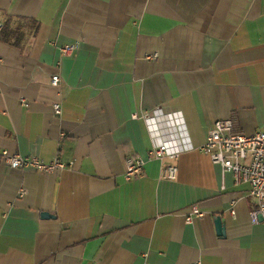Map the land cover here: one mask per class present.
<instances>
[{"label":"crops","instance_id":"1","mask_svg":"<svg viewBox=\"0 0 264 264\" xmlns=\"http://www.w3.org/2000/svg\"><path fill=\"white\" fill-rule=\"evenodd\" d=\"M7 15L38 26L0 40V151L72 165L0 164V264H264L249 185L198 150L218 119L264 130V0H0ZM130 156L146 161L126 179Z\"/></svg>","mask_w":264,"mask_h":264},{"label":"built area","instance_id":"2","mask_svg":"<svg viewBox=\"0 0 264 264\" xmlns=\"http://www.w3.org/2000/svg\"><path fill=\"white\" fill-rule=\"evenodd\" d=\"M1 26L0 22V28ZM76 47V43L65 44L62 46V51L71 55ZM59 81V75H52L53 86H57ZM53 111L55 114H60V103L53 104ZM231 129L230 118L214 121L208 129L205 141L198 146V150L209 155L210 160L220 165L223 172H231L236 183L246 182L249 185V194L256 201V209L252 211V216L256 219L258 214H264V130L245 134L232 133ZM177 155V151L170 150L166 143L154 138L152 147L146 153V159L160 161L159 177L173 180L176 178L177 166L165 160L176 158ZM145 161L142 157H128L125 178L131 179L139 175ZM0 164L9 168H32L43 172H53L72 165L57 159L44 162L38 156L27 157L6 149L0 151ZM23 192L24 190L21 189L20 193ZM201 215L198 205L194 204L185 220L191 222L195 216Z\"/></svg>","mask_w":264,"mask_h":264},{"label":"trees","instance_id":"3","mask_svg":"<svg viewBox=\"0 0 264 264\" xmlns=\"http://www.w3.org/2000/svg\"><path fill=\"white\" fill-rule=\"evenodd\" d=\"M38 23L35 19L6 16L0 28V40L15 46H21V40L27 31H35Z\"/></svg>","mask_w":264,"mask_h":264},{"label":"water","instance_id":"4","mask_svg":"<svg viewBox=\"0 0 264 264\" xmlns=\"http://www.w3.org/2000/svg\"><path fill=\"white\" fill-rule=\"evenodd\" d=\"M41 215H42V217L52 216L51 214H48L46 212H43ZM260 215H258V219L261 218ZM214 224H215L216 232L219 235H224L225 234V227H224V224L222 222L221 216L218 215L214 218Z\"/></svg>","mask_w":264,"mask_h":264}]
</instances>
